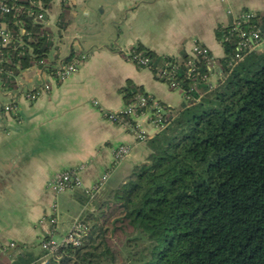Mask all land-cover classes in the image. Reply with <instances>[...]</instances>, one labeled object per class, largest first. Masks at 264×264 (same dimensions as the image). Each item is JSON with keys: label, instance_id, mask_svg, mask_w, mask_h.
Segmentation results:
<instances>
[{"label": "trees", "instance_id": "obj_1", "mask_svg": "<svg viewBox=\"0 0 264 264\" xmlns=\"http://www.w3.org/2000/svg\"><path fill=\"white\" fill-rule=\"evenodd\" d=\"M2 1L11 11L0 9V28L13 40L0 52V68L12 74L0 78L12 91L22 72L53 66L72 7L61 0L54 33L26 15L49 12L54 0ZM255 23L261 29L258 16ZM228 29L216 31L223 56L214 86L203 80L210 72L201 57L189 78V55L163 58L138 46L152 66L179 62L177 78L192 100L171 109L166 127L146 141L144 162L93 199L86 194L92 209L80 218L85 233L77 245L62 244L51 256L40 244L20 246L0 264H264V45L234 64L236 39L225 40ZM120 92L126 105L137 94L148 97L131 82Z\"/></svg>", "mask_w": 264, "mask_h": 264}, {"label": "crops", "instance_id": "obj_2", "mask_svg": "<svg viewBox=\"0 0 264 264\" xmlns=\"http://www.w3.org/2000/svg\"><path fill=\"white\" fill-rule=\"evenodd\" d=\"M68 1L71 24L61 33L58 55L66 58L74 52L84 56L76 71L63 80L48 76L49 89L32 101L26 97L27 89L42 83L33 67L21 73L16 90L0 89L1 243L38 247L44 237L40 219L53 214L58 225L52 238L56 241L60 236L62 242L74 221L92 209L93 198L83 202L88 196L81 189L56 194L48 188L56 174L78 170L84 187L92 188L105 172H110L109 184L142 163L134 158L142 142L106 121L92 101H98L105 112H120L126 106L120 90L131 82L167 108L182 105L180 92L150 70L128 62L125 51L141 46L160 57L179 59L183 53L189 55L197 41L217 59L223 56V49L216 31L230 24V11H254L264 28V0ZM60 11L61 0H54L47 17V26L54 33ZM94 11L105 16L103 22L92 18ZM104 32L109 33V45L101 43ZM10 103L18 107L16 112L4 109ZM138 122L154 132L146 117ZM121 145L130 146L131 152L115 164L114 150Z\"/></svg>", "mask_w": 264, "mask_h": 264}, {"label": "built area", "instance_id": "obj_3", "mask_svg": "<svg viewBox=\"0 0 264 264\" xmlns=\"http://www.w3.org/2000/svg\"><path fill=\"white\" fill-rule=\"evenodd\" d=\"M40 6V5H39ZM0 9L3 12H10L11 8L0 0ZM17 15L22 14L18 8L12 9ZM232 14V20L227 30V36L225 40L229 37L236 39L234 64L242 61L248 54L254 51H261L264 45V32H262L256 25L255 20L257 18V13L254 11H244L241 13ZM27 16L31 17L35 22L43 23L47 25V15L48 12L41 11L39 13H34L32 11H27ZM25 34V31H21ZM58 32V30H57ZM62 33V32H61ZM49 38L55 42L59 41L58 35L49 36ZM13 40L12 33L3 26L0 28V52L11 44ZM125 59L141 68H146L150 70L155 76L166 83L170 89L180 92L183 95L185 101H190L192 98L187 94V91L181 85V82L177 78V71L179 67V62L177 61H165L162 66H152L150 65V59L144 56L143 52L138 48V46L125 51ZM56 52L54 51L50 57L49 62H53V66L45 64V67H33L35 71V77L42 81L41 85H31L26 92V97L28 100L32 101L37 99L43 92L49 89V85L46 83V78L50 76L55 80H63L70 76L74 71H76L79 64L84 59V56L77 55L74 53L69 62H66V58H62L58 55L57 59H54ZM190 59L187 62L188 71L187 76L189 78H194L198 73V67L195 60L201 57L205 60V64L210 72V76H204L203 80L210 82L213 75H218V65L216 59L211 54L210 49L204 44L194 41L189 53ZM52 59V60H51ZM52 70L50 72L49 70ZM26 72V71H24ZM5 73L11 76V71H4L0 68V74ZM18 84V78L15 79ZM2 79L0 78V89L3 87ZM18 86V85H17ZM92 104L98 107L106 121L115 124L122 129L134 134L138 142H146L153 138L157 133L162 131L168 124L172 116V110L166 109L160 102H157L154 98L144 96L143 94H137L132 103L126 105L124 109L120 112H105L99 107V102L94 100ZM4 109L9 112H16L18 107L15 104H6ZM141 117H146L147 123L154 132L150 133L139 124L138 119ZM131 147L127 145H121L114 150V163L119 164L123 162L130 154ZM82 169V168H81ZM110 179V172H105L99 182L92 188L84 187L82 180L79 177L78 170H67L62 173L56 174L48 181L47 187L51 188L56 194H60L66 191H73L75 189L83 190L91 198L102 188ZM40 228L44 234V237L40 241V246L43 250H46L49 255H53L58 247L62 244H73L77 245L85 233V226L81 223L80 219L74 221L68 234L63 238L62 242H56L53 240L54 232L58 225V217L56 214L46 215L40 219ZM19 245L15 242L1 243L0 242V257H9L10 253L20 251ZM12 260V259H11Z\"/></svg>", "mask_w": 264, "mask_h": 264}, {"label": "rangeland", "instance_id": "obj_4", "mask_svg": "<svg viewBox=\"0 0 264 264\" xmlns=\"http://www.w3.org/2000/svg\"><path fill=\"white\" fill-rule=\"evenodd\" d=\"M95 21L97 20V22H103L104 21V19H105V16H102V15H99V13L97 12V11H94L93 12V17H92ZM102 41L103 42H101V43H104L105 45H109L110 43H109V33L108 32H104L103 33V35H102ZM100 43V42H99ZM64 49H66V48H64ZM52 55V54H51ZM51 57V56H50ZM52 60V59H51ZM21 78H20V76L18 77V80H20ZM210 82L213 84V86L214 85H216L217 84V77L215 76V75H213L212 77H211V80H210ZM140 148H141V151H139L138 153H137V156H134V158H138L140 161H144L146 158H145V156L144 157H142V153L141 152H143V154H145L146 155V157H147V155L149 154V149H148V146H147V143L146 142H142L141 143V145L139 146ZM62 238V237H61ZM60 236H57L56 237V242H59L60 243Z\"/></svg>", "mask_w": 264, "mask_h": 264}]
</instances>
